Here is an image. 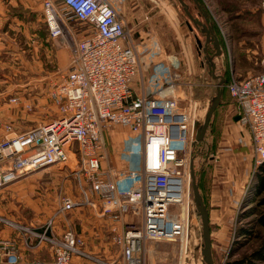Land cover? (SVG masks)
<instances>
[{
	"label": "built area",
	"instance_id": "built-area-1",
	"mask_svg": "<svg viewBox=\"0 0 264 264\" xmlns=\"http://www.w3.org/2000/svg\"><path fill=\"white\" fill-rule=\"evenodd\" d=\"M121 1L42 0L49 34L57 45L69 49L71 63L48 93L57 108L54 118L20 132L6 125L0 138V191L37 171L65 166L78 194L61 197L43 228L0 218L19 235H0V264H83L79 259H91L82 234L71 227L54 231L62 214L77 207H88L97 218L112 221L123 264H145L148 240H177L187 250L195 210L191 148L202 106L192 96L180 105L179 86L188 87L191 80H180L175 57L154 66V60L164 55L161 43L153 38L150 44L136 43L119 14ZM260 8L264 13V0ZM72 20L86 24L81 38L71 27ZM222 32L227 35L226 25ZM147 63L153 64L148 82L143 66ZM136 78L139 91L133 84ZM224 86L235 104L237 121L250 133L260 165L264 162V58L260 72L243 78L231 72ZM111 127L140 138L138 165L108 163ZM203 147L198 148L201 155ZM22 247L46 248L51 258L29 259Z\"/></svg>",
	"mask_w": 264,
	"mask_h": 264
},
{
	"label": "rangeland",
	"instance_id": "rangeland-1",
	"mask_svg": "<svg viewBox=\"0 0 264 264\" xmlns=\"http://www.w3.org/2000/svg\"><path fill=\"white\" fill-rule=\"evenodd\" d=\"M199 2L211 18L221 40L224 54L218 60L219 72L224 75H231L233 72L235 76L240 77L260 72L264 58V13L260 8L261 0H199ZM142 5L156 7V11H162L161 7L165 9L169 5L175 12V22L179 21L180 27L177 25V31L180 30V34L171 27L164 32L161 40L159 35L161 26L159 27L158 21L153 33L150 32L151 39L161 44L169 42L170 47L178 53L182 45L179 42L181 35L184 42H190L194 48L196 66L200 69L194 72V77L188 79L191 80V85L179 86L180 93H183L180 105L182 107L186 105L189 96L199 101L202 106L198 122L200 126L217 91V80L208 74V67L205 64L204 70L201 69V63L198 61L201 57L197 55L198 46L196 47L194 33L200 34L201 40L203 34L200 30H190L186 25V19L189 17L179 0H142ZM161 13H156L155 17L162 19V23L166 19ZM32 23L37 24L41 42L37 49L28 46L25 41L26 35H23L25 33L20 32L18 37H21L24 43L19 49L23 48L25 51L21 55H14L18 69L23 71L26 68L24 66L26 61L29 62L33 74L41 73L48 67L56 69V79L61 78L71 63L69 49L57 45V41L51 38L47 26L46 28L43 26L45 21L42 12L33 15ZM225 25L226 36L222 32ZM71 27L79 34V38L83 36L82 32L85 29L83 24L72 20ZM137 34L140 35L141 32L137 31ZM133 38L135 40L137 36L134 35ZM201 59L204 60V57ZM25 94L19 95L23 97ZM49 102L52 103L51 100ZM234 105L231 96L228 94L222 96V101L211 120L210 131L207 130L205 136L203 154L206 161L198 175L202 195L210 212L213 259L215 264H227L249 256L259 264H264L262 256L264 225L260 223L264 215V190L257 192L259 165L254 158L252 145L249 143L240 145L233 137L236 133L239 136L243 135L241 134L243 132L239 133L241 130L238 122L234 120L236 116ZM52 109L54 118L57 115V108ZM107 141L110 155L108 163L118 167L138 165L141 144L138 136L119 127H111L107 132ZM198 148L199 144L192 145L193 157L197 156ZM198 163L197 158L195 168L200 167L201 164ZM49 169L39 178H28L1 190L0 218L43 228L59 206L61 197L78 194L77 183L67 167L53 166ZM193 225L186 251L182 250L177 240H148L144 248L145 264H204L202 221L196 208L193 213ZM67 227L81 233L86 240V251L91 259H85L84 263L123 264L120 248L115 239L107 234L105 227L90 208L77 207L70 213L62 214L54 231L60 232ZM14 230H16L14 227L0 220V234L12 236L16 234ZM102 231L105 235L100 237ZM38 250H26L25 256L29 259L39 257L41 254H38ZM253 255L260 256L258 258Z\"/></svg>",
	"mask_w": 264,
	"mask_h": 264
},
{
	"label": "crops",
	"instance_id": "crops-1",
	"mask_svg": "<svg viewBox=\"0 0 264 264\" xmlns=\"http://www.w3.org/2000/svg\"><path fill=\"white\" fill-rule=\"evenodd\" d=\"M185 1L189 4L190 10L193 15L196 17L200 16L201 19H203V12L199 9L195 0ZM197 1L199 2V0ZM117 8L119 10V14L125 20L126 27L129 29L132 37H134V35L137 36V38L135 39L136 43H141V41H143V43L150 44L152 42L151 37H149L151 36L150 32L153 33V31L155 30L154 26H156L155 24H157L158 21L160 24L159 27L161 26L159 28V35L161 40L163 38L164 32L166 30H169V28L171 27L175 29L176 33L180 32L179 29V31H177V25H179V21L177 20V22H175V12L173 8L171 9L168 5L165 7V9L161 7L160 9L162 11H156V7H144V5H142V0H122L121 2H117ZM37 12H42V0H0V138L3 137L6 133L7 124H12L17 132L24 131L31 127L51 120L53 116L52 108L56 109L54 104L49 102L51 99L49 100L48 96V91L51 89L54 83L60 80V78L56 79V69H48L47 67L43 72L33 74L31 71V67L29 66V62L25 61L24 66L26 68L23 71H20L18 69V65H16L17 63L14 60V55H21V53H24L25 51H23V48L22 50L19 49V47H22L24 43V40L21 37H18L20 32L25 33L23 35H26L25 41L28 46H33L37 49V46H39L41 42L39 41L38 29L36 27L37 24L32 23L33 15H35ZM156 13H161L165 17L166 21H163L161 23L162 19H160L159 17H155ZM209 20L210 22L212 21L210 17ZM43 26H45L46 28L45 24ZM137 31L141 32V34L138 35ZM194 34L196 36V33ZM201 34H203L202 40V36L200 34L197 36L201 40V45L204 46V44L206 43V35L204 33ZM179 36V42L182 44L180 52H175L172 47H170L169 42L161 44L164 49V55L162 58L154 60V66L158 62H165L168 64L175 57L177 60H179L180 63V80H188L194 77V72H198L200 68L198 69L196 66L197 59L194 57V48L192 47L191 43L184 42V38H182L181 35ZM196 44L197 47V40ZM215 52L216 49L213 47V44H209V53L213 55ZM223 54L224 51L222 53V56ZM202 56L204 57V60L201 59ZM198 57H201L200 59H198V61L199 63H201V69L204 70V64L206 65V67H208L206 54L202 52L201 56L198 55ZM219 58H221V56L215 58L217 74H221L219 72ZM147 64L148 65L143 64V66L145 68V78L148 82L150 80V74L153 70V64ZM207 69L208 74L210 75L209 67ZM25 74L27 75L24 76ZM249 75L251 74L242 77H240L239 75L237 77L243 78ZM133 84L135 89L139 91L141 87L139 78H136ZM21 93L23 95L25 93L26 94L22 97L19 95ZM42 94L44 96H42ZM12 97H19V99L17 101H11ZM235 117L234 120L238 122ZM237 125L241 130L239 131V133L243 132L241 133L243 135L239 136L236 133L237 135L235 134L233 136L235 138V142L243 146L247 143L252 145L251 136L248 129L242 126L240 122H238ZM208 130L210 131V128ZM205 145L206 143L204 142L202 147ZM203 148L205 149V147ZM200 158L201 162L198 164L201 165L200 167H196V170L198 172L201 171L200 168L206 161L204 158V154H202ZM49 170L50 169H43L37 171L32 175L28 176L27 178L22 179L21 181L32 177L34 179L39 178L40 176H42L43 173L48 172ZM97 220L103 224L107 234L113 236L111 228L112 221L105 218H97ZM104 235L105 232L102 231L100 232L99 236L102 237ZM22 251L24 254L26 253V250L23 247ZM37 252L39 255L41 254V256L36 258H51L48 249H43L40 251L38 250ZM79 261L83 264H87L84 263L83 259H79Z\"/></svg>",
	"mask_w": 264,
	"mask_h": 264
},
{
	"label": "water",
	"instance_id": "water-1",
	"mask_svg": "<svg viewBox=\"0 0 264 264\" xmlns=\"http://www.w3.org/2000/svg\"><path fill=\"white\" fill-rule=\"evenodd\" d=\"M181 5L183 6V9L185 13L188 15L186 19V25L189 27L190 30H197L201 31L206 35V43L201 45V40L196 35V40L198 43V54L201 55L202 52L206 54L207 58V65L209 67V73L210 75L217 80V91L215 96L212 99V102L209 106L208 111L206 112L205 120L204 122L198 127L195 139L193 141V145L199 144L200 147H202L203 143L205 142V136L207 133V130L209 129L211 125V120L214 116V113L219 106V104L222 101V95L224 91V85H225V76L223 74H217L216 73V62L215 58L219 57L223 53L221 40L218 36V34L215 31L214 25L211 24L209 20L208 13L203 10L202 5L195 0L197 3V6L199 9L203 12L202 17H196L193 15V13L190 10L189 4L185 0H179ZM194 25H193V24ZM209 44H213V47L216 49V52L212 55L209 53ZM236 120L239 119V116L235 117ZM202 153V149L200 148L198 151V154L196 157H193L191 160V191H192V200L194 203V206L196 208V211L198 215L201 218L202 221V233H203V258H204V264H215L213 259V252H212V237H211V228H210V215L208 207L204 201V197L200 190L199 185V177L196 172L195 168V159H199L200 155Z\"/></svg>",
	"mask_w": 264,
	"mask_h": 264
},
{
	"label": "trees",
	"instance_id": "trees-1",
	"mask_svg": "<svg viewBox=\"0 0 264 264\" xmlns=\"http://www.w3.org/2000/svg\"><path fill=\"white\" fill-rule=\"evenodd\" d=\"M81 23V22H80ZM81 24H83V23H81ZM84 25V24H83ZM85 26V28H86V24L84 25ZM225 78H226V83L230 80V75H228V74H226L225 75ZM224 94H228L229 96H231L230 95V92H229V89L226 87V86H224V91H223V95ZM222 95V96H223ZM257 172H258V176H257V185H258V187H257V192H262L263 190H264V162L263 163H261L259 166H258V169H257ZM201 172L199 171H197V175H199ZM199 185H200V190L202 189V187H201V182H199ZM201 193H202V190H201ZM21 223V222H20ZM260 223L261 224H263L264 225V215L261 217V219H260ZM35 226V225H34ZM15 231V235H12V236H6V235H4V234H2L3 236H6V237H17V238H19V235H18V233H17V230H14ZM77 233H79L78 231H77ZM79 234H81V233H79ZM20 240V243H21V245H22V239H19ZM44 249H46V248H44ZM40 250H43V249H40ZM39 250V251H40ZM253 256H256V255H253ZM259 256L260 255H257L256 257H258L259 258ZM262 256H264V255H262ZM32 259H34V258H32ZM227 264H259L253 257H244V258H241V259H238V260H235V261H231V262H229V263H227Z\"/></svg>",
	"mask_w": 264,
	"mask_h": 264
}]
</instances>
